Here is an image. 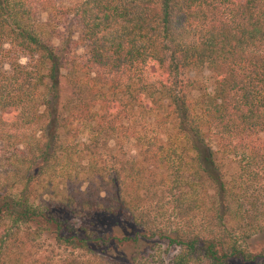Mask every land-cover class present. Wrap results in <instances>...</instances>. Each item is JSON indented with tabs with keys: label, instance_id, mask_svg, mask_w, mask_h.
<instances>
[{
	"label": "trees",
	"instance_id": "16d2710c",
	"mask_svg": "<svg viewBox=\"0 0 264 264\" xmlns=\"http://www.w3.org/2000/svg\"><path fill=\"white\" fill-rule=\"evenodd\" d=\"M0 264H264V0H0Z\"/></svg>",
	"mask_w": 264,
	"mask_h": 264
},
{
	"label": "rangeland",
	"instance_id": "374dc122",
	"mask_svg": "<svg viewBox=\"0 0 264 264\" xmlns=\"http://www.w3.org/2000/svg\"><path fill=\"white\" fill-rule=\"evenodd\" d=\"M57 1H58L59 6H61L64 9H67L73 6L74 4H76L79 0H57ZM36 14L38 15L39 18H42L44 20L48 17L46 13L39 11V10L36 12ZM52 22H53L52 23L53 26H51V31H56L59 29V31L61 32L62 38L77 40L76 32L80 29V26L76 22L73 15L65 14L59 17H53ZM79 52L82 53L83 49H80ZM22 62H25V59H23ZM190 76L197 78L203 86L208 85L210 82V73L207 70L200 72L198 74L193 72L190 74ZM261 137L263 136L261 135ZM130 149L134 150V147H131ZM50 249H51L50 247L46 248L44 253L48 254Z\"/></svg>",
	"mask_w": 264,
	"mask_h": 264
}]
</instances>
